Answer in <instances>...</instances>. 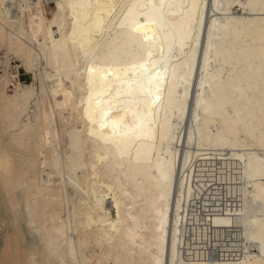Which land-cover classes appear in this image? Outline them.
Returning <instances> with one entry per match:
<instances>
[{
    "label": "bare ground",
    "instance_id": "1",
    "mask_svg": "<svg viewBox=\"0 0 264 264\" xmlns=\"http://www.w3.org/2000/svg\"><path fill=\"white\" fill-rule=\"evenodd\" d=\"M0 264H264V0H0Z\"/></svg>",
    "mask_w": 264,
    "mask_h": 264
},
{
    "label": "rangeland",
    "instance_id": "2",
    "mask_svg": "<svg viewBox=\"0 0 264 264\" xmlns=\"http://www.w3.org/2000/svg\"><path fill=\"white\" fill-rule=\"evenodd\" d=\"M47 17H48V15H47ZM14 65H16L15 61H12V66H14ZM19 79L25 85H31L34 83L33 80L31 79V76L29 74H27L23 69L19 70ZM11 89L12 88L10 87L8 90V94H11V92H10Z\"/></svg>",
    "mask_w": 264,
    "mask_h": 264
},
{
    "label": "built area",
    "instance_id": "3",
    "mask_svg": "<svg viewBox=\"0 0 264 264\" xmlns=\"http://www.w3.org/2000/svg\"><path fill=\"white\" fill-rule=\"evenodd\" d=\"M18 79H19V71H18V75H17ZM20 80V79H19Z\"/></svg>",
    "mask_w": 264,
    "mask_h": 264
}]
</instances>
